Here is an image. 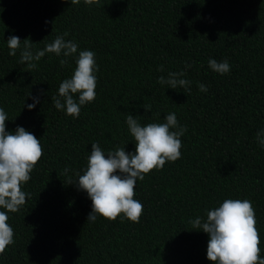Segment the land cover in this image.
Returning <instances> with one entry per match:
<instances>
[{"label": "trees", "instance_id": "obj_1", "mask_svg": "<svg viewBox=\"0 0 264 264\" xmlns=\"http://www.w3.org/2000/svg\"><path fill=\"white\" fill-rule=\"evenodd\" d=\"M65 33L77 53H46L33 70L20 63L24 39L35 53ZM13 35L22 42L10 56ZM82 50L96 54V98L73 118L51 98ZM210 58L230 71L214 72ZM180 71L190 91L157 82ZM32 97L39 103L29 110ZM0 107L6 131L25 128L44 153L22 186L25 205L8 213L14 243L0 264H212L208 234L190 221L203 222L225 199L252 201L264 257V0H0ZM169 113L187 128L182 156L137 181L140 222L123 214L87 221L92 201L70 182L86 169L91 144L135 152L127 115L144 126Z\"/></svg>", "mask_w": 264, "mask_h": 264}, {"label": "clouds", "instance_id": "obj_2", "mask_svg": "<svg viewBox=\"0 0 264 264\" xmlns=\"http://www.w3.org/2000/svg\"><path fill=\"white\" fill-rule=\"evenodd\" d=\"M99 0H84L86 5H93ZM79 4L80 0H71ZM57 36L43 50L35 53L31 50L28 39H24L23 50L20 53V63L26 64L29 70L37 68L39 61L46 53L56 56L70 57L77 53L78 44ZM18 36H9L7 46L9 55L15 56L21 48ZM95 52L79 51L75 61L76 67L71 78L64 79L58 89V96L52 97L57 110L64 111L73 118H78L81 106L92 103L96 98L98 67ZM61 65L67 63L61 59ZM208 66L219 74L230 71L227 60L218 62L209 59ZM186 64L185 68H190ZM159 71L163 72V66ZM186 71L169 72L167 78L160 76L158 83L169 88H184L190 91V81L183 78ZM199 90L207 92L204 84ZM78 96V100L74 97ZM62 98V99H61ZM33 103L27 108L32 110L39 103L38 97H32ZM145 112L150 111L151 105L144 106ZM7 113L0 107V255L8 246L14 243V230L7 222L8 213H16L25 205L29 195L22 186L31 179V173L43 156L40 139L23 127H17L14 133L6 131ZM163 123H148L144 126L131 114L126 117V124L135 142V152L125 151L124 146H117L105 152L98 143L91 144V152L87 159V167L83 174L76 173L77 187L85 191L92 201L91 212L87 221L95 222L97 216L115 221L123 214V218L139 223L143 214V204L134 199L137 181H143L146 174L153 169L162 170L166 162H175L181 158V137L187 131L186 126L178 123L175 113H169ZM258 142L264 145V139ZM69 169L66 167L64 172ZM194 229H200L209 236L207 244V259L212 264H264L261 257L260 236L256 227L257 220L252 201L248 199H225L218 207L206 210V220L200 217L190 221Z\"/></svg>", "mask_w": 264, "mask_h": 264}]
</instances>
